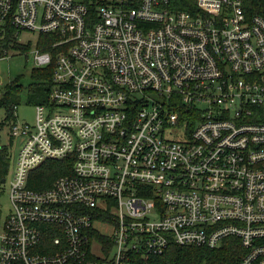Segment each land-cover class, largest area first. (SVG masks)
I'll return each instance as SVG.
<instances>
[{"label":"built area","instance_id":"obj_1","mask_svg":"<svg viewBox=\"0 0 264 264\" xmlns=\"http://www.w3.org/2000/svg\"><path fill=\"white\" fill-rule=\"evenodd\" d=\"M250 1L0 0V28L51 36L32 61L53 64L34 123L7 125L0 264H131L227 238L239 264H264V15ZM47 162L64 173L33 189Z\"/></svg>","mask_w":264,"mask_h":264},{"label":"trees","instance_id":"obj_2","mask_svg":"<svg viewBox=\"0 0 264 264\" xmlns=\"http://www.w3.org/2000/svg\"><path fill=\"white\" fill-rule=\"evenodd\" d=\"M253 10L250 13H260L264 15V0H252L248 3ZM52 37L49 35H38L36 46L41 52L49 51ZM13 49L20 52L27 51V45L17 42V34L11 27L0 28V52H7ZM53 64L45 68H34L31 71L32 83L26 88V101L33 106L43 104L48 99V93L52 86ZM23 88L16 83L5 86L0 95V110L5 112L4 119L0 121V186L1 181L6 179L12 162L11 141L1 142V131L15 120V108L17 109V99ZM63 162H47L36 172V181L32 188L40 190L48 187L52 181L64 173ZM93 236L103 241L104 237L98 233ZM106 250L109 245L104 246ZM243 254L238 241L234 238H227L222 241L219 247L214 249L204 247H178L170 246L160 256H148L141 259L132 256L131 264H239Z\"/></svg>","mask_w":264,"mask_h":264},{"label":"rangeland","instance_id":"obj_3","mask_svg":"<svg viewBox=\"0 0 264 264\" xmlns=\"http://www.w3.org/2000/svg\"><path fill=\"white\" fill-rule=\"evenodd\" d=\"M38 36L35 33L22 32L17 36V42L27 45L26 52L18 50H7V57L0 60V95L2 94L6 85L16 83L23 88L22 93L17 99V109L14 112L18 121L28 124H33L35 119V108L32 104L26 101V88L32 83L31 71L36 68L32 61V51L37 42ZM5 112L0 110V121L4 119ZM8 127L5 126L1 131V142L8 143ZM18 141H13V148L16 150ZM9 176L6 178V183L0 192V204L7 209L8 191L7 185ZM101 233L108 229L104 226H96Z\"/></svg>","mask_w":264,"mask_h":264},{"label":"water","instance_id":"obj_4","mask_svg":"<svg viewBox=\"0 0 264 264\" xmlns=\"http://www.w3.org/2000/svg\"><path fill=\"white\" fill-rule=\"evenodd\" d=\"M5 182V180L3 179L2 181H1V183H4Z\"/></svg>","mask_w":264,"mask_h":264}]
</instances>
